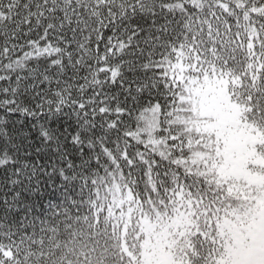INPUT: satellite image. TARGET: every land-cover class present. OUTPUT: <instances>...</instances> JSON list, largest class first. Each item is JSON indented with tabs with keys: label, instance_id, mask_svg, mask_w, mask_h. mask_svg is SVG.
<instances>
[{
	"label": "snow or ice",
	"instance_id": "obj_1",
	"mask_svg": "<svg viewBox=\"0 0 264 264\" xmlns=\"http://www.w3.org/2000/svg\"><path fill=\"white\" fill-rule=\"evenodd\" d=\"M0 264H264V0H0Z\"/></svg>",
	"mask_w": 264,
	"mask_h": 264
}]
</instances>
